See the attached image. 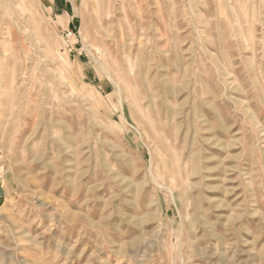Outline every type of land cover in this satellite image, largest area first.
<instances>
[{"label": "rangeland", "instance_id": "374dc122", "mask_svg": "<svg viewBox=\"0 0 264 264\" xmlns=\"http://www.w3.org/2000/svg\"><path fill=\"white\" fill-rule=\"evenodd\" d=\"M0 264H264V0H0Z\"/></svg>", "mask_w": 264, "mask_h": 264}, {"label": "built area", "instance_id": "2783aa9c", "mask_svg": "<svg viewBox=\"0 0 264 264\" xmlns=\"http://www.w3.org/2000/svg\"><path fill=\"white\" fill-rule=\"evenodd\" d=\"M62 39L64 43L66 44V47L68 48V51L71 53H78L80 50L79 44L80 39L78 32L75 28H67L62 32Z\"/></svg>", "mask_w": 264, "mask_h": 264}, {"label": "bare ground", "instance_id": "6f19581e", "mask_svg": "<svg viewBox=\"0 0 264 264\" xmlns=\"http://www.w3.org/2000/svg\"><path fill=\"white\" fill-rule=\"evenodd\" d=\"M253 37V36H252Z\"/></svg>", "mask_w": 264, "mask_h": 264}]
</instances>
